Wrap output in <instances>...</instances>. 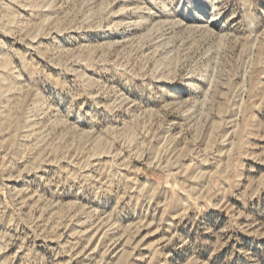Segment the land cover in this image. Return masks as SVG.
Here are the masks:
<instances>
[{"label": "rangeland", "instance_id": "374dc122", "mask_svg": "<svg viewBox=\"0 0 264 264\" xmlns=\"http://www.w3.org/2000/svg\"><path fill=\"white\" fill-rule=\"evenodd\" d=\"M0 264H264V0H0Z\"/></svg>", "mask_w": 264, "mask_h": 264}]
</instances>
